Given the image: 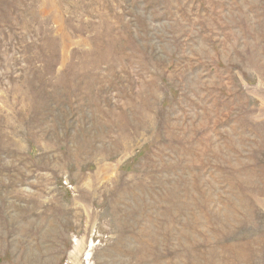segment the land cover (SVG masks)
Masks as SVG:
<instances>
[{
	"label": "rangeland",
	"instance_id": "374dc122",
	"mask_svg": "<svg viewBox=\"0 0 264 264\" xmlns=\"http://www.w3.org/2000/svg\"><path fill=\"white\" fill-rule=\"evenodd\" d=\"M0 264H264V0H0Z\"/></svg>",
	"mask_w": 264,
	"mask_h": 264
}]
</instances>
